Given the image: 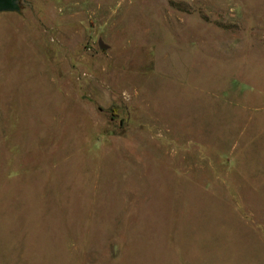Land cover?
Segmentation results:
<instances>
[{
    "label": "rangeland",
    "instance_id": "obj_1",
    "mask_svg": "<svg viewBox=\"0 0 264 264\" xmlns=\"http://www.w3.org/2000/svg\"><path fill=\"white\" fill-rule=\"evenodd\" d=\"M0 12V264H264V0H22Z\"/></svg>",
    "mask_w": 264,
    "mask_h": 264
},
{
    "label": "flooded vegetation",
    "instance_id": "obj_2",
    "mask_svg": "<svg viewBox=\"0 0 264 264\" xmlns=\"http://www.w3.org/2000/svg\"><path fill=\"white\" fill-rule=\"evenodd\" d=\"M21 1L22 0H1L0 1V11L7 9L8 7L12 6L13 4H15L17 8H19Z\"/></svg>",
    "mask_w": 264,
    "mask_h": 264
},
{
    "label": "water",
    "instance_id": "obj_3",
    "mask_svg": "<svg viewBox=\"0 0 264 264\" xmlns=\"http://www.w3.org/2000/svg\"><path fill=\"white\" fill-rule=\"evenodd\" d=\"M0 1H1V0H0ZM15 10H17V12H20V9H18V8L16 7V5L13 4L12 6L8 7L7 9H5V10H3V11H15ZM3 11H1V12H3Z\"/></svg>",
    "mask_w": 264,
    "mask_h": 264
},
{
    "label": "trees",
    "instance_id": "obj_4",
    "mask_svg": "<svg viewBox=\"0 0 264 264\" xmlns=\"http://www.w3.org/2000/svg\"><path fill=\"white\" fill-rule=\"evenodd\" d=\"M19 9V8H18ZM15 11H17V10H15ZM1 12V11H0Z\"/></svg>",
    "mask_w": 264,
    "mask_h": 264
}]
</instances>
